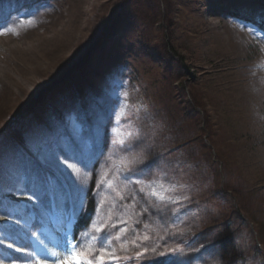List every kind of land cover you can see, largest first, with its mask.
Returning <instances> with one entry per match:
<instances>
[{"label": "rangeland", "instance_id": "obj_1", "mask_svg": "<svg viewBox=\"0 0 264 264\" xmlns=\"http://www.w3.org/2000/svg\"><path fill=\"white\" fill-rule=\"evenodd\" d=\"M0 33V194L35 188L47 206L27 215L67 214L57 157L75 152L81 264L171 260L176 245L187 264H264V0H0ZM154 179L180 201L156 207L139 191ZM93 223L128 231L87 251Z\"/></svg>", "mask_w": 264, "mask_h": 264}, {"label": "snow or ice", "instance_id": "obj_2", "mask_svg": "<svg viewBox=\"0 0 264 264\" xmlns=\"http://www.w3.org/2000/svg\"><path fill=\"white\" fill-rule=\"evenodd\" d=\"M5 31H11L10 29H5ZM3 34V33H0ZM127 95V94H126ZM130 135V134H129ZM120 143L124 145L126 141L121 140ZM73 161V162H70ZM88 161L80 154L69 151L66 156H58L57 157V167L60 171L61 175L65 177L66 184L64 186V194L61 199V203L70 210L67 212V214L64 216V227L68 230L71 229L73 223H75L77 216L80 212L84 210V189L80 187L76 181L73 179L74 176L78 177L80 174V168L77 167V165H84L87 166ZM148 167H151L149 165ZM127 171H134L133 169H127ZM127 179H130L126 177ZM135 184L140 185L144 184L145 182L142 180H135ZM110 185V182H109ZM146 188L148 189L147 192H145V188L141 187L139 188V191L142 193H145V196L154 197L156 200H158L160 203L158 205H155L156 207L160 206H167L168 204H175L180 201L179 196H175L172 193L175 191L174 185L165 186V183L162 180L154 179L149 180L146 183ZM31 194H27L24 192L19 193V195L26 196V198L29 201H39L40 203L37 205L38 207H45L47 206L45 204V201L42 198V194L38 192L35 188H32L29 190ZM119 199L122 201L125 199L124 196H119ZM103 202L97 208L95 209V212L97 215L100 213V208L102 207ZM3 208L2 202H0V209ZM7 215H0V221H3V223H0V225H4L5 227L0 230V245H6L9 249H15L17 252H25L30 257H35V259H29L26 261V264H42L41 257H47L48 255V249L47 245L44 244V241L39 239L40 235H44L45 239L48 238L47 232L45 229H40L39 232H32L30 227V222L35 219L34 216L28 214L26 215L22 211H18L16 209H6ZM146 212L147 209H144ZM19 216V219H14L15 216ZM25 221V223L22 225L21 221ZM118 223L120 224H126V221L119 220ZM11 226H15L13 229ZM146 227V226H145ZM93 229L97 233H101L99 237H93L94 240L98 241V248L94 250H87V251H95L97 253L99 252H108V251H114L111 249V245L109 243V238L113 235L112 229H116L117 232H124L126 233L128 229L125 228H116V224H111L108 226H105L104 224H101L99 227H97L96 223H93ZM67 232H64V240L63 241H57V244L63 246L65 248V254L63 257H56L57 264H63V260H67L68 257L72 256L75 257L77 255V248L79 245L73 244L71 240L67 239ZM116 240H120L121 237L119 235L115 236ZM143 239L147 240L148 237L144 236ZM7 240H24L26 242L25 247H17L15 243H6ZM135 243V242H134ZM28 246H31L34 251L29 252ZM139 247V245H137ZM203 247V245H201ZM153 253H156V249L153 248L151 250ZM195 251H199V249H195ZM143 252H148L147 248H144ZM143 253L137 252L136 256L139 257ZM55 256V254H52ZM160 256L169 255L173 257L171 260H167L166 264H187L183 260V249L180 247V245H176L175 247L166 249V252H160ZM114 259L117 257H113ZM127 260H131L132 257H125ZM0 264H3V261H0ZM89 264H91V260H89Z\"/></svg>", "mask_w": 264, "mask_h": 264}, {"label": "bare ground", "instance_id": "obj_3", "mask_svg": "<svg viewBox=\"0 0 264 264\" xmlns=\"http://www.w3.org/2000/svg\"><path fill=\"white\" fill-rule=\"evenodd\" d=\"M22 9V8H20ZM24 192L29 194L25 189L21 188L16 192H6L3 194H0V196H4L6 198H9L12 203H13V209H16L18 211H22L23 213L26 214V208L30 205H32V201H29L26 196H22L19 195V193ZM55 212V211H54ZM3 214V213H0ZM3 215H7V214H3ZM27 215V214H26ZM32 216L35 217L34 214H30ZM66 215V213L64 211H60V210H56L55 216H47V219H39V218H35L34 220H32L30 222V227L33 223V221H37L39 220H43L41 222V228L40 229H45L47 232V236L48 238L45 239L44 235H40L39 239L44 241V244L47 245V249H48V255L47 257L42 256L41 260H42V264H57L56 261V257H63V255L65 254V248L59 244H57V241H63L64 240V232H67V239L71 240L74 243L73 237H72V230L74 227V223L71 227L70 230L66 229L64 227L65 221H64V216ZM3 222V221H0ZM25 223V221H23V224ZM40 229L35 232H39ZM32 230V227H31ZM34 232V233H35ZM17 242H15L17 247H23L22 242L20 240H15ZM6 243H13L11 240H7ZM31 252L34 251V249L32 248L30 250ZM77 251V250H76ZM55 254V256H53L52 254ZM81 260L82 257L79 255V253L77 252V255L75 257H68L67 260H63V262L65 264H81ZM0 261H3V264H9L11 261V257L8 255H4V257H0ZM12 262V261H11Z\"/></svg>", "mask_w": 264, "mask_h": 264}, {"label": "trees", "instance_id": "obj_4", "mask_svg": "<svg viewBox=\"0 0 264 264\" xmlns=\"http://www.w3.org/2000/svg\"><path fill=\"white\" fill-rule=\"evenodd\" d=\"M22 7H23V4L20 5V8H22ZM20 8H19V9H20ZM170 47H171V45H170ZM181 59L184 60L182 57H181ZM7 192H8V191H7ZM5 193H6V192H5ZM94 208H95L94 200H93L92 197H90L89 204H88V206H87V210H86V212L83 214V217L81 218V220L79 221V225H80V227L85 226V225H87V224L90 223V221H91V216H92L93 213H94ZM0 213H2V212L0 211ZM3 214H4V213H3ZM225 223H226V224L224 225L225 228L229 230V229L231 228V225H232L231 219H227V221H226ZM206 231H207V239H208V237L210 236L212 230H211V229H207ZM201 241H202V242L205 241L203 235H202V240H201ZM165 261H167L166 258L161 259V260H152V262H150L149 264H164Z\"/></svg>", "mask_w": 264, "mask_h": 264}, {"label": "flooded vegetation", "instance_id": "obj_5", "mask_svg": "<svg viewBox=\"0 0 264 264\" xmlns=\"http://www.w3.org/2000/svg\"><path fill=\"white\" fill-rule=\"evenodd\" d=\"M41 222L43 221V220H40Z\"/></svg>", "mask_w": 264, "mask_h": 264}]
</instances>
